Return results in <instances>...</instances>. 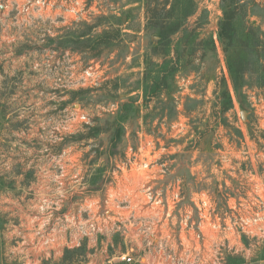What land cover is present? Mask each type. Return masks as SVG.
<instances>
[{
	"label": "rangeland",
	"instance_id": "obj_1",
	"mask_svg": "<svg viewBox=\"0 0 264 264\" xmlns=\"http://www.w3.org/2000/svg\"><path fill=\"white\" fill-rule=\"evenodd\" d=\"M195 1L187 29L215 35L221 1ZM84 24L118 29L120 41L90 58L63 41ZM144 24L145 0H0V264H220L226 243L237 248L222 251L227 264L264 260V225L218 227L264 204L256 77L231 89L226 112L214 108L228 78L217 43L173 75L169 95L145 100L144 56L158 41ZM244 24L264 33V8L250 7ZM96 123L107 130L76 137ZM205 200L216 228L201 224Z\"/></svg>",
	"mask_w": 264,
	"mask_h": 264
},
{
	"label": "trees",
	"instance_id": "obj_2",
	"mask_svg": "<svg viewBox=\"0 0 264 264\" xmlns=\"http://www.w3.org/2000/svg\"><path fill=\"white\" fill-rule=\"evenodd\" d=\"M220 1L222 14L217 22L215 35L210 33L206 36L199 27L187 29L188 19L197 9L195 0H145L144 30L151 32L158 41L144 56L145 100L149 96L169 95L172 91L173 75L188 66L197 55L203 58L206 52L216 51L217 43L221 44L225 54L228 78L223 76L217 82L213 107H217L222 113L230 109L231 89L234 93L237 92L249 76L256 77V87L261 89L264 95V33L252 25L244 24L249 8H264V0ZM97 25L84 24L82 31L63 35V41L74 44L72 49L87 52L90 58H97L103 51L120 41L118 29L94 33ZM176 34L180 35L173 40ZM152 67H156V70ZM131 111H134L133 102L122 105L116 120L118 124H115L110 137L115 145L122 135V122ZM84 129L85 132L77 134L76 137L94 138L107 130L98 123L86 124ZM78 249H65L61 262L68 263L77 255Z\"/></svg>",
	"mask_w": 264,
	"mask_h": 264
},
{
	"label": "built area",
	"instance_id": "obj_3",
	"mask_svg": "<svg viewBox=\"0 0 264 264\" xmlns=\"http://www.w3.org/2000/svg\"><path fill=\"white\" fill-rule=\"evenodd\" d=\"M45 2L46 1H44L43 3H45ZM147 196H148V199L150 200L151 203H155L156 205H162V206L164 205L163 198L160 195L153 196L151 193H149ZM206 203L207 202L205 200L203 203V207H200V206L198 208L196 207L198 214H200L201 224H203V225L208 224L209 227L216 228V225L210 226L211 220L209 219V214L206 211V209H207ZM263 219H264V204H263L262 208L258 207V209L254 211V216L252 218L245 219L242 216L238 215V216L234 217L233 221H226L224 219L225 222L223 224L218 225V227H220V229H222L224 231L231 230V229H238V230L242 229V230H244V228H245L244 225H250V223L257 225L258 227L259 226L263 227L264 223L263 224H257L260 221H262ZM226 244L227 245L221 244V246H219L216 249V253L219 254L218 263H220V264H227L226 258L223 256V252H222L223 250H225V249L237 250V248H235L234 245L231 246L229 243H226ZM123 259L130 262L132 258L128 254H125L123 256ZM176 263H177V261H176Z\"/></svg>",
	"mask_w": 264,
	"mask_h": 264
},
{
	"label": "crops",
	"instance_id": "obj_4",
	"mask_svg": "<svg viewBox=\"0 0 264 264\" xmlns=\"http://www.w3.org/2000/svg\"><path fill=\"white\" fill-rule=\"evenodd\" d=\"M258 264H264V260H259Z\"/></svg>",
	"mask_w": 264,
	"mask_h": 264
}]
</instances>
